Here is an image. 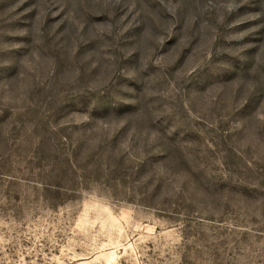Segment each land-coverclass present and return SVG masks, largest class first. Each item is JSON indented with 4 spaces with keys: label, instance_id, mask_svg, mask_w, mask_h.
<instances>
[{
    "label": "rangeland",
    "instance_id": "374dc122",
    "mask_svg": "<svg viewBox=\"0 0 264 264\" xmlns=\"http://www.w3.org/2000/svg\"><path fill=\"white\" fill-rule=\"evenodd\" d=\"M0 264H264V0H0Z\"/></svg>",
    "mask_w": 264,
    "mask_h": 264
},
{
    "label": "bare ground",
    "instance_id": "6f19581e",
    "mask_svg": "<svg viewBox=\"0 0 264 264\" xmlns=\"http://www.w3.org/2000/svg\"><path fill=\"white\" fill-rule=\"evenodd\" d=\"M115 254V252H113V254L112 255H114Z\"/></svg>",
    "mask_w": 264,
    "mask_h": 264
}]
</instances>
